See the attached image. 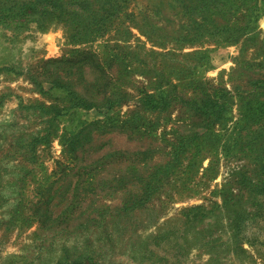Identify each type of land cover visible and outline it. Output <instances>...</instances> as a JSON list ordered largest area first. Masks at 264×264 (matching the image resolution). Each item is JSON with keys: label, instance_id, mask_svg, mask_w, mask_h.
<instances>
[{"label": "rangeland", "instance_id": "374dc122", "mask_svg": "<svg viewBox=\"0 0 264 264\" xmlns=\"http://www.w3.org/2000/svg\"><path fill=\"white\" fill-rule=\"evenodd\" d=\"M0 264H264V0H0Z\"/></svg>", "mask_w": 264, "mask_h": 264}]
</instances>
